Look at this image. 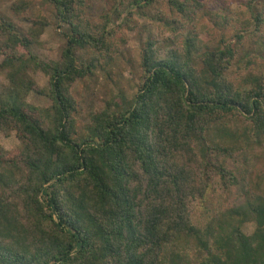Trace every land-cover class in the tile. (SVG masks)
Listing matches in <instances>:
<instances>
[{"label": "trees", "instance_id": "1", "mask_svg": "<svg viewBox=\"0 0 264 264\" xmlns=\"http://www.w3.org/2000/svg\"><path fill=\"white\" fill-rule=\"evenodd\" d=\"M162 1L136 92L80 126L75 84L98 69L112 79L119 32ZM235 1L113 0L94 21L88 0H43L67 26L56 61L32 51L51 22L41 10L26 34L1 21L0 135L18 145L0 147V264H264V70L243 59L249 41L264 50V0ZM32 90L51 104L29 103Z\"/></svg>", "mask_w": 264, "mask_h": 264}, {"label": "rangeland", "instance_id": "2", "mask_svg": "<svg viewBox=\"0 0 264 264\" xmlns=\"http://www.w3.org/2000/svg\"><path fill=\"white\" fill-rule=\"evenodd\" d=\"M22 1H27L28 4L31 3L32 7L29 6V9H24L21 7ZM245 1L247 0H236L234 7L246 12L247 7ZM112 2L113 0H88L85 16L94 21H99L101 15L110 7ZM42 3L43 0H0V25L2 20H10L16 25L17 30H19L21 34H26L33 28L30 16L33 12L36 14L37 10H41L44 16L51 22L40 31L38 43L32 46V51L41 59L56 61L60 58L61 51L66 43L64 31L67 29V26H59L51 14V12H53L52 6ZM14 6H17V8H14ZM31 8H35L36 10ZM166 12H170L169 8L167 7V3L162 1L158 6H152L144 14L139 16L136 21V29L132 31H126L125 29V31L119 32L117 39L121 45V52L117 56L116 61L111 64L108 69L112 74V79L108 71L105 72L98 69L93 76L80 80L75 84L74 93L76 97L82 101L81 106L83 107L81 109V114L78 116L80 126L89 124L90 111L103 105L112 94L124 91L129 98L136 92L140 75L142 74L139 65L142 46H144L145 41L150 36L158 35V30L161 26L159 17L162 13ZM120 37L126 38L127 43L126 41L124 43L120 41ZM2 41L3 36L0 33V42ZM243 56V59H247L245 57H248L252 58V60L259 61L263 65L264 70V50H262L257 43L253 41L246 43ZM2 59L3 56L0 55V60ZM238 65L239 66L236 67V72H233V74H235L233 77L236 81H240L242 76L247 75L244 63ZM29 75L41 88L47 87L49 84V78L42 71H33V69H30ZM6 83H8L6 71L0 69V91ZM27 101L42 107L51 104V100L48 96L33 90L29 92ZM17 145L13 136L6 137L0 135L1 148L12 149ZM207 201L208 205H212V202L218 203L221 200L215 193H211ZM204 209V206L196 208L195 220L197 219L199 222H204ZM243 228L247 233H250L255 229V225L247 223Z\"/></svg>", "mask_w": 264, "mask_h": 264}]
</instances>
